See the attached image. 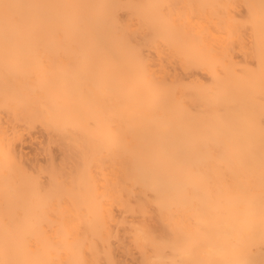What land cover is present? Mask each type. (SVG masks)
I'll list each match as a JSON object with an SVG mask.
<instances>
[{"label": "bare ground", "instance_id": "6f19581e", "mask_svg": "<svg viewBox=\"0 0 264 264\" xmlns=\"http://www.w3.org/2000/svg\"><path fill=\"white\" fill-rule=\"evenodd\" d=\"M0 264H264V0H0Z\"/></svg>", "mask_w": 264, "mask_h": 264}]
</instances>
